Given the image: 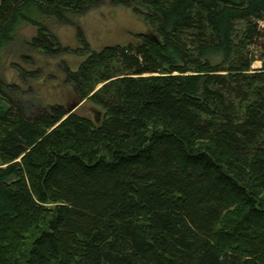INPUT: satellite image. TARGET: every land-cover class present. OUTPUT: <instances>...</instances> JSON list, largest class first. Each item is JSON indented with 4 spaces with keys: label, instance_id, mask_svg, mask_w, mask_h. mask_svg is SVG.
I'll return each mask as SVG.
<instances>
[{
    "label": "trees",
    "instance_id": "1",
    "mask_svg": "<svg viewBox=\"0 0 264 264\" xmlns=\"http://www.w3.org/2000/svg\"><path fill=\"white\" fill-rule=\"evenodd\" d=\"M111 1L149 31L91 52L76 27L98 123L0 77V264H264V0ZM98 3L0 0V51L26 24L60 56L45 21Z\"/></svg>",
    "mask_w": 264,
    "mask_h": 264
},
{
    "label": "rangeland",
    "instance_id": "2",
    "mask_svg": "<svg viewBox=\"0 0 264 264\" xmlns=\"http://www.w3.org/2000/svg\"><path fill=\"white\" fill-rule=\"evenodd\" d=\"M45 22L59 44L68 52L48 57L30 50L27 42L35 35L36 29L24 24L19 27L12 42L0 51V77L6 83L20 86L16 96L30 106L31 113L57 105L68 109L78 102L73 111L75 114L93 120L99 116L100 119L102 109L88 99L79 100L74 88L65 81L64 63L74 71L84 60L75 52L82 48L77 40L76 27L81 30L91 52L108 46L136 45V37L149 31L142 14L132 7L113 4L111 0H99L96 6L73 19L74 26L51 20ZM259 27L264 30V20L259 21ZM251 49L255 58H258V49ZM252 67L260 68L261 62L256 60ZM21 71L25 74L27 84L20 78ZM35 72V76H29ZM30 87L31 93L28 91Z\"/></svg>",
    "mask_w": 264,
    "mask_h": 264
},
{
    "label": "water",
    "instance_id": "3",
    "mask_svg": "<svg viewBox=\"0 0 264 264\" xmlns=\"http://www.w3.org/2000/svg\"><path fill=\"white\" fill-rule=\"evenodd\" d=\"M153 39L156 41L155 38H153ZM78 104H79V103L77 102V103H75L74 105L70 106L68 109H66L67 115H68L69 113H73L74 109L78 106ZM99 120H100V119H99V116H98L97 118L94 119V121L97 122V123L99 122Z\"/></svg>",
    "mask_w": 264,
    "mask_h": 264
}]
</instances>
